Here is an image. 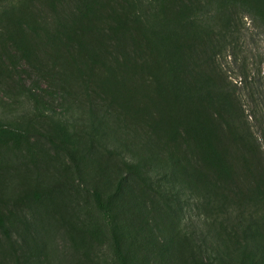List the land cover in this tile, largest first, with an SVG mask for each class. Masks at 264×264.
Returning <instances> with one entry per match:
<instances>
[{
    "label": "rangeland",
    "instance_id": "374dc122",
    "mask_svg": "<svg viewBox=\"0 0 264 264\" xmlns=\"http://www.w3.org/2000/svg\"><path fill=\"white\" fill-rule=\"evenodd\" d=\"M124 7L123 0L37 3L41 29L29 37V49L0 46L2 99L24 85L60 113L92 108L122 139L154 151L157 61L133 27L116 33ZM244 22L246 70L264 90V32L250 17ZM218 62L241 86L234 60ZM23 124L18 141L0 143V264L207 261L186 230L203 228L199 211L181 223L120 160L87 138L68 153L51 143L54 131L45 120Z\"/></svg>",
    "mask_w": 264,
    "mask_h": 264
},
{
    "label": "trees",
    "instance_id": "16d2710c",
    "mask_svg": "<svg viewBox=\"0 0 264 264\" xmlns=\"http://www.w3.org/2000/svg\"><path fill=\"white\" fill-rule=\"evenodd\" d=\"M41 1L0 0L1 48L29 49ZM123 1L116 33L133 27L157 61L154 151L122 139L94 109L60 113L24 85L8 90V100L0 95V143L18 141L33 118L45 120L51 143L68 153L87 138L181 223L199 211L203 228L185 226L199 239L207 260L200 264H264V90L246 70L243 44L246 17L264 32V0ZM220 58L234 60L241 86Z\"/></svg>",
    "mask_w": 264,
    "mask_h": 264
}]
</instances>
